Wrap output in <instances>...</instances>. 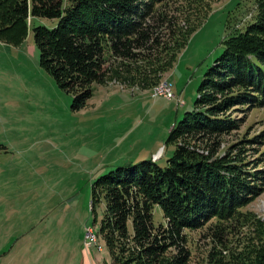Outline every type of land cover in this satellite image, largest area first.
Wrapping results in <instances>:
<instances>
[{
	"label": "rangeland",
	"instance_id": "rangeland-1",
	"mask_svg": "<svg viewBox=\"0 0 264 264\" xmlns=\"http://www.w3.org/2000/svg\"><path fill=\"white\" fill-rule=\"evenodd\" d=\"M172 7L179 30L169 48L152 60L113 64L80 110L40 63L33 26L53 28L58 19L34 17L20 45L0 41V264H143L127 250L131 244L120 247L111 233L106 199L94 183L143 160L168 165L176 147L168 142L170 130L195 109L206 72L225 40L252 22L257 0H179ZM165 81L174 85L172 99L153 93ZM225 115L240 126L222 134L218 156L264 169V142H257L264 106L238 105ZM242 211L264 222V190ZM155 222L166 223L159 207ZM207 228L186 230V264H221L228 257L206 238ZM261 234L252 242L264 246ZM231 238L233 249H241L243 237L239 244ZM173 254L148 264H168Z\"/></svg>",
	"mask_w": 264,
	"mask_h": 264
},
{
	"label": "trees",
	"instance_id": "trees-1",
	"mask_svg": "<svg viewBox=\"0 0 264 264\" xmlns=\"http://www.w3.org/2000/svg\"><path fill=\"white\" fill-rule=\"evenodd\" d=\"M178 1L0 0V41L20 45L34 17L58 19L53 28L33 26L40 63L74 95L72 108L80 110L113 64L152 60L169 48L179 30L178 9L172 7ZM224 91L227 99H217ZM238 105L264 106V0H257L252 22L225 40L199 87L195 109L170 130L168 142L176 147L168 165L143 160L94 183L107 202L106 224L120 237V247L131 244L127 250L137 263L173 250L168 264H186V230L208 225L206 238L220 247L218 253L227 251L221 264H264V246L252 242L264 232V222L242 211L264 190V169L218 156L222 134L240 126L225 112ZM257 142H264V133ZM156 207L166 223L155 222ZM232 235L238 244L243 237L241 249H233Z\"/></svg>",
	"mask_w": 264,
	"mask_h": 264
},
{
	"label": "built area",
	"instance_id": "built-area-1",
	"mask_svg": "<svg viewBox=\"0 0 264 264\" xmlns=\"http://www.w3.org/2000/svg\"><path fill=\"white\" fill-rule=\"evenodd\" d=\"M155 96H163L168 99H172L175 97L174 85L172 82L168 83L166 87L160 88L159 92L155 94Z\"/></svg>",
	"mask_w": 264,
	"mask_h": 264
},
{
	"label": "bare ground",
	"instance_id": "bare-ground-1",
	"mask_svg": "<svg viewBox=\"0 0 264 264\" xmlns=\"http://www.w3.org/2000/svg\"><path fill=\"white\" fill-rule=\"evenodd\" d=\"M168 83H170V82L165 81V83H163V85H162L161 87H158L157 89H155V91H153L154 95H155L157 92H159L160 88H162V87H166V85H167ZM158 156H159V155H157V157H158ZM157 157H156V158H157Z\"/></svg>",
	"mask_w": 264,
	"mask_h": 264
},
{
	"label": "crops",
	"instance_id": "crops-1",
	"mask_svg": "<svg viewBox=\"0 0 264 264\" xmlns=\"http://www.w3.org/2000/svg\"><path fill=\"white\" fill-rule=\"evenodd\" d=\"M156 157H157V155H156Z\"/></svg>",
	"mask_w": 264,
	"mask_h": 264
}]
</instances>
